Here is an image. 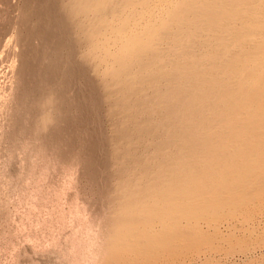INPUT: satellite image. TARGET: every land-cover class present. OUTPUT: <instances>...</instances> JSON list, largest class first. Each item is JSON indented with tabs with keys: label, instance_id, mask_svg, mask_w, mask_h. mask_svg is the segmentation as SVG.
Wrapping results in <instances>:
<instances>
[{
	"label": "bare ground",
	"instance_id": "bare-ground-1",
	"mask_svg": "<svg viewBox=\"0 0 264 264\" xmlns=\"http://www.w3.org/2000/svg\"><path fill=\"white\" fill-rule=\"evenodd\" d=\"M2 3L16 128L100 193L94 264H264V0Z\"/></svg>",
	"mask_w": 264,
	"mask_h": 264
},
{
	"label": "rangeland",
	"instance_id": "rangeland-1",
	"mask_svg": "<svg viewBox=\"0 0 264 264\" xmlns=\"http://www.w3.org/2000/svg\"><path fill=\"white\" fill-rule=\"evenodd\" d=\"M10 3L18 6L20 0ZM4 16L0 11L1 25ZM15 51L16 46L0 45V264H94L99 229L92 218L100 209V193L81 164L60 162L35 150L34 141L31 145L16 128L14 116L19 118L23 111L15 106L21 93Z\"/></svg>",
	"mask_w": 264,
	"mask_h": 264
}]
</instances>
